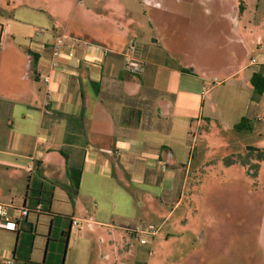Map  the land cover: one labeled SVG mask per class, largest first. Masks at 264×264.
Segmentation results:
<instances>
[{
  "label": "crops",
  "instance_id": "obj_1",
  "mask_svg": "<svg viewBox=\"0 0 264 264\" xmlns=\"http://www.w3.org/2000/svg\"><path fill=\"white\" fill-rule=\"evenodd\" d=\"M28 7L39 9L0 0V202L11 217L30 208L19 232L0 228V264H63L80 220L115 229L133 221V202L164 217L215 146L223 158L252 131L264 114L251 84L264 73V24L250 40L246 4L232 0H78L47 22ZM196 23L210 41L185 31ZM243 117L250 131L234 128ZM68 168L80 172L73 205Z\"/></svg>",
  "mask_w": 264,
  "mask_h": 264
},
{
  "label": "rangeland",
  "instance_id": "obj_2",
  "mask_svg": "<svg viewBox=\"0 0 264 264\" xmlns=\"http://www.w3.org/2000/svg\"><path fill=\"white\" fill-rule=\"evenodd\" d=\"M23 1L39 8L38 11L28 7V11L39 16L42 22L49 21V10L65 13L67 6L71 9L78 3V0ZM232 1L246 4L241 29L250 40L255 39L252 28L264 24V0ZM206 15L203 9L202 19L208 22ZM196 16L193 13V18ZM198 16L194 19L196 22ZM197 23L185 31L195 35L193 38L210 41L208 35L194 34L204 32L200 28L208 23ZM252 126L251 132L236 136L228 143L223 158V149L215 146L214 154L205 163L207 167L201 168L197 177H191L186 184L183 200L177 205L167 202L164 217H142L143 210L133 202V221L114 219L113 224L118 227L154 224L156 232L148 246L141 245L135 234L118 227L94 226L80 220L79 230L71 231L63 264H264V158L257 159L255 152L247 149L249 145L264 149V114L259 120H253ZM221 159L224 163L229 159L239 167L223 176L214 166ZM69 201L73 205L74 199ZM110 231H115L114 238Z\"/></svg>",
  "mask_w": 264,
  "mask_h": 264
},
{
  "label": "built area",
  "instance_id": "obj_3",
  "mask_svg": "<svg viewBox=\"0 0 264 264\" xmlns=\"http://www.w3.org/2000/svg\"><path fill=\"white\" fill-rule=\"evenodd\" d=\"M43 29L39 28L38 33L41 32ZM60 54V41L57 40L53 44V49H52V55L54 57L59 56ZM53 65H55V62H52ZM131 67L134 71L138 69V63L133 61L131 63ZM8 206H12V203L4 204L0 202V228L9 230V231H14V232H19L21 230V222L24 220V218L28 215L30 212V208L22 205L20 207H17L16 210L18 211V215L16 217H11L8 213ZM36 209H41V205L37 204ZM71 225L77 227L78 223L76 220H71ZM131 232L135 234L134 236L138 240V242L141 245H149L153 235L155 233V230L153 227H134L131 228ZM3 264H12V260L10 258H5L3 260Z\"/></svg>",
  "mask_w": 264,
  "mask_h": 264
},
{
  "label": "trees",
  "instance_id": "obj_4",
  "mask_svg": "<svg viewBox=\"0 0 264 264\" xmlns=\"http://www.w3.org/2000/svg\"><path fill=\"white\" fill-rule=\"evenodd\" d=\"M251 84H252V97L257 98L261 96L264 93V73L261 71L254 72L251 77ZM234 128L238 131H250L251 126L249 124V120L245 117H243L235 126ZM247 149L251 150L252 152H255V156L257 159H263L264 158V149L248 146ZM226 164H231V160H227L225 162ZM68 176L71 181V188L72 192L70 193V199H73V196L76 195L78 185H79V178H80V172L79 170L75 173L70 168L67 169ZM26 264H38L34 262H27ZM39 264H46V263H39Z\"/></svg>",
  "mask_w": 264,
  "mask_h": 264
}]
</instances>
